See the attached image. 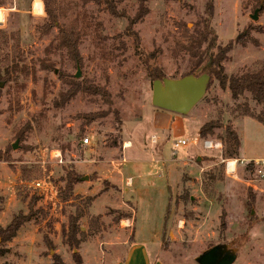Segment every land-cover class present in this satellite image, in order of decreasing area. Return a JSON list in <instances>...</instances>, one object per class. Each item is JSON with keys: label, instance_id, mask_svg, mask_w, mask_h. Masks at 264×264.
Returning <instances> with one entry per match:
<instances>
[{"label": "rangeland", "instance_id": "obj_1", "mask_svg": "<svg viewBox=\"0 0 264 264\" xmlns=\"http://www.w3.org/2000/svg\"><path fill=\"white\" fill-rule=\"evenodd\" d=\"M45 1L0 0V71L10 70L16 57L28 71L11 75L9 82L0 80V156L9 157L0 160V228L14 216L28 214L33 194L39 197L34 210L44 213L23 224L10 243L3 245L0 239L5 251L0 264H51L54 254L63 264H75L60 227L73 213L72 204L81 205L88 197L94 199L79 224L85 231L89 216L97 215L100 230L74 251L80 264H120L133 242L144 243L163 264H196L201 252L227 242L238 249L234 264H264V177L240 163L229 174L223 163L264 159V126L243 116L245 106L254 115L261 108L246 94L233 101L227 89L210 79L205 96L189 114L162 111L151 105L147 76V69L156 66L166 78L179 79L188 69L184 32L205 27L216 36L215 46L245 34L257 42L233 44L222 64L225 74L256 68L264 61V25L249 18L248 0H149L147 15L131 26L137 0H54L57 25L43 33ZM106 1L114 5V13L106 9ZM72 23L79 63L60 43L61 28ZM40 63L51 64L50 69L41 70ZM72 80L104 89L108 97L79 92L54 108ZM156 112L170 117L161 130L154 128L159 125ZM88 114L102 117L82 126L77 118ZM213 120L221 128L199 139V128ZM227 126L240 138L235 159L225 156ZM18 133H23L21 140ZM152 136L158 138L155 144L150 143ZM84 138L90 143L81 147ZM180 140L187 145L175 147ZM129 141L133 146L124 153L128 162L121 167L122 149ZM208 142L220 144V149H207ZM52 150L61 151L62 165L50 158ZM26 167L33 168L28 179L22 176ZM64 168L88 181L74 185L77 199L63 204L57 193ZM121 215L125 217L115 221ZM43 234L52 250L43 243Z\"/></svg>", "mask_w": 264, "mask_h": 264}, {"label": "trees", "instance_id": "obj_2", "mask_svg": "<svg viewBox=\"0 0 264 264\" xmlns=\"http://www.w3.org/2000/svg\"><path fill=\"white\" fill-rule=\"evenodd\" d=\"M251 4L252 13L255 9L261 7L260 13L264 11V0H248ZM148 3L149 0H137V11L133 19L130 20L129 26L134 25L144 18L148 13ZM106 9L112 14L114 5L105 2ZM45 11L48 17L47 22L42 26L41 31L47 33L52 27L57 25L58 21V12L56 8V2L54 0L45 1ZM77 27L75 23L69 24L66 27L61 28L60 31V43L61 47L65 48L68 53V57L74 62L79 63L80 57L77 51L78 46V35L76 33ZM261 32V30H258ZM183 34V40L186 41L182 45V50L188 55V69L181 74L179 78L184 76L193 75L200 76L207 73L210 76L211 80H214L218 83L221 90H228L230 98L233 101H237L242 98L245 94L249 96L250 100L254 102L257 106L261 108V112L257 115H254L248 110V107L245 106L243 110L244 117H251L256 120L259 124L264 126V61L261 62L256 68L243 72L240 75H227L224 72L222 64L228 61V54L233 49V44L240 45L244 47L247 42L252 44H257L253 39H249L248 36L242 35L239 36L235 42H230L226 46H215L216 36L211 30H206V27L201 31H194L191 34H188L186 31ZM51 64L40 63L39 68L41 70L47 71L50 69ZM20 72L24 75L28 73L27 67L21 65V60L19 57H16V60H11L10 70L5 68L4 74L0 71V80L5 82L11 81V75ZM32 73L33 69H32ZM147 76L151 82L155 80H161L166 78L162 70L156 66L147 69ZM172 79H175L173 77ZM87 85V84H86ZM85 83L80 81L72 80L69 89L61 94L60 100L54 102V108H61L65 103L71 100L75 94L79 92H86L89 95H100L104 98L108 97L107 92L104 89H100L97 86H86ZM210 85H208L207 90ZM207 92V91H206ZM102 117L98 114H88L79 116L77 119L82 120V126L87 123H91L97 118ZM221 128V124L218 120L205 122L198 131V138L205 140L214 135V131ZM18 139L23 138V133H18L16 136ZM117 138L112 140L111 146L115 145ZM223 143L225 146V156L229 159H235L238 157L240 149V138L232 130L230 126L225 128ZM4 153L3 156H0V160L3 161L9 160V157ZM71 167V166H70ZM32 167H26L22 169V176L24 179L30 177ZM248 170H252V166L249 164L247 166ZM65 170L64 176H61L59 180L63 182V187L59 188L57 193V199L60 203H67L70 199H77L74 196V185L80 183L82 176H78L72 169ZM26 196H24L25 200ZM183 197L181 196V199ZM94 198H86L83 200L81 205L72 204L74 207L73 213L67 216L66 224L61 225L60 227V237L65 246H67L71 251H73V258L75 264H80L81 261L74 251L78 250L80 244L83 240L89 236H96L100 230V217L95 215H90L88 218V227L85 231H82V228L79 224L80 220L86 215V209H88ZM185 198H183L184 200ZM39 197L36 194H33L28 201V214L26 216L17 215L12 218L8 225L4 228H0V239L1 243H10L12 239L16 236L19 228L28 222L35 214H44L42 210H34ZM252 200V198H251ZM125 216H119L115 221L123 219ZM264 221V218L262 219ZM43 243L45 246L52 250L53 246L47 234H43ZM5 251L0 248V257L4 255ZM51 264H63L60 258L57 255L52 256Z\"/></svg>", "mask_w": 264, "mask_h": 264}, {"label": "water", "instance_id": "obj_3", "mask_svg": "<svg viewBox=\"0 0 264 264\" xmlns=\"http://www.w3.org/2000/svg\"><path fill=\"white\" fill-rule=\"evenodd\" d=\"M260 10L261 7L255 9L249 16L253 22L258 20ZM75 78H79V72ZM209 82L207 73L197 77L188 75L179 79L155 80L151 83V105L162 111L187 115L203 99ZM16 145H12L13 150ZM80 181L87 182L88 177L83 176ZM237 255L238 249L232 243H218L201 252L194 261L196 264H234Z\"/></svg>", "mask_w": 264, "mask_h": 264}, {"label": "crops", "instance_id": "obj_4", "mask_svg": "<svg viewBox=\"0 0 264 264\" xmlns=\"http://www.w3.org/2000/svg\"><path fill=\"white\" fill-rule=\"evenodd\" d=\"M258 18H259V24L264 25V16L261 15ZM153 117H154L155 121L158 120V122H159V125L157 127L154 126L155 130H157V129L161 130L162 126H166L170 122V117L165 112L153 113ZM126 144L128 147H125L122 149L121 167H122V165H124L128 162L127 158H125V156H124V153H126L127 150H130L133 146L131 141L127 142ZM189 161H190V159H187L186 161H183L182 164L186 165ZM134 162H138L137 159ZM153 162L155 164L158 163L157 160L151 159L150 163H153ZM134 166H135V168L136 167L138 168L137 164ZM139 174H137L136 176L139 177ZM128 179H130V178H128ZM125 192H126V190H125ZM120 264H163V263L159 258H155V257H152L150 255V253L148 252V249L144 243L133 242L128 247L127 253H126L124 259L120 262Z\"/></svg>", "mask_w": 264, "mask_h": 264}, {"label": "built area", "instance_id": "obj_5", "mask_svg": "<svg viewBox=\"0 0 264 264\" xmlns=\"http://www.w3.org/2000/svg\"><path fill=\"white\" fill-rule=\"evenodd\" d=\"M42 13V12H41ZM158 141V138L152 136L150 138V143L151 144H155L156 142ZM90 143L89 139L87 138H84L82 139L81 141V147H85V146H88ZM195 144V142H194ZM186 146V142L183 141V140H180L178 141L177 143L174 144L175 147H178V146ZM128 147L127 144L125 143L124 144V147ZM205 147L207 149H220V144H213V143H205ZM50 158L58 165H62L63 164V158H62V153L60 150H52L50 152ZM223 163L225 164V169H226V172L229 173V174H233L235 172V166L237 163H240L245 165V166H248L249 164L252 166V171L256 174V176L262 178L264 177V174H263V171L262 169L264 168V159H260V160H256V161H244V160H241V161H237V160H227V161H223ZM131 183V179H127L126 181V184L127 185H130ZM36 188H40L41 184L39 182L35 183L34 184Z\"/></svg>", "mask_w": 264, "mask_h": 264}]
</instances>
